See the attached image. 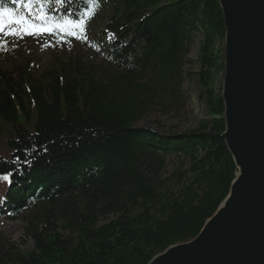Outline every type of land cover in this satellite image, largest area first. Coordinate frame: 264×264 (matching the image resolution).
<instances>
[{
  "label": "trees",
  "instance_id": "trees-1",
  "mask_svg": "<svg viewBox=\"0 0 264 264\" xmlns=\"http://www.w3.org/2000/svg\"><path fill=\"white\" fill-rule=\"evenodd\" d=\"M113 69L80 52L33 78L26 59L0 57V219H22V250L0 233V264H147L194 238L236 171L221 135L225 25L218 0H97ZM0 6L19 7L13 0ZM35 11L38 5L31 6ZM87 0L46 3L51 18H84ZM193 79L206 116L181 132L137 126L182 100ZM178 167L164 175L167 158ZM108 216L109 221L103 222Z\"/></svg>",
  "mask_w": 264,
  "mask_h": 264
},
{
  "label": "water",
  "instance_id": "water-1",
  "mask_svg": "<svg viewBox=\"0 0 264 264\" xmlns=\"http://www.w3.org/2000/svg\"><path fill=\"white\" fill-rule=\"evenodd\" d=\"M224 25L221 138L236 171L198 234L147 264H264V0H218Z\"/></svg>",
  "mask_w": 264,
  "mask_h": 264
},
{
  "label": "rangeland",
  "instance_id": "rangeland-1",
  "mask_svg": "<svg viewBox=\"0 0 264 264\" xmlns=\"http://www.w3.org/2000/svg\"><path fill=\"white\" fill-rule=\"evenodd\" d=\"M97 4L98 7L93 9L95 14L90 20H86L88 37L86 41L83 40V37L76 39L62 33L54 35L47 32L40 35H24L23 38L6 36L3 38V43L0 44V57L3 63L13 65L18 63V58L26 59L30 64L29 70L32 77L37 78L42 72L50 71L57 61H66L74 51H78L82 54L86 65L96 68L97 73L104 74L107 70L113 69L100 38L108 11L101 2H97ZM201 38L198 35L187 56L189 64L185 66L184 70L188 75V80L183 85L182 100L179 103H174L170 110L152 109L136 124L137 126L155 127L159 124L162 131L181 132L195 127L197 122L206 116L204 101H201L203 91L193 79V74L198 70L195 59ZM178 165L179 161L176 158H167L164 175H170ZM112 218L113 216H108L103 222ZM25 225L26 222L22 219L10 221L2 218L0 219V233L10 242L19 245L22 250H30L32 242L23 236Z\"/></svg>",
  "mask_w": 264,
  "mask_h": 264
},
{
  "label": "snow or ice",
  "instance_id": "snow-or-ice-1",
  "mask_svg": "<svg viewBox=\"0 0 264 264\" xmlns=\"http://www.w3.org/2000/svg\"><path fill=\"white\" fill-rule=\"evenodd\" d=\"M19 7L7 8L0 6V44L6 36L23 38L24 35H40L50 33L54 35L63 34L76 39L86 41L87 26L86 20H90L95 14L93 9L98 7L97 0H87L89 8L84 14V18L72 20L68 18H49L43 12V5L53 3V0H13ZM65 0H54L56 5H63ZM39 7L32 10L31 6ZM11 173L0 175V180L10 182Z\"/></svg>",
  "mask_w": 264,
  "mask_h": 264
}]
</instances>
